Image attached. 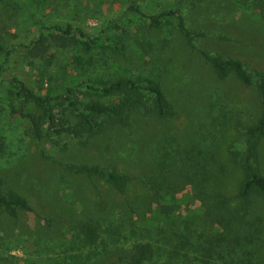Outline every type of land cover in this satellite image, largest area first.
Listing matches in <instances>:
<instances>
[{
  "label": "rangeland",
  "instance_id": "rangeland-1",
  "mask_svg": "<svg viewBox=\"0 0 264 264\" xmlns=\"http://www.w3.org/2000/svg\"><path fill=\"white\" fill-rule=\"evenodd\" d=\"M24 1L0 0V62L12 45L35 39L43 21L69 22L93 34L107 26V36L100 59L92 53L80 61L70 47L58 46L33 57L16 46L0 72L4 190L16 189L32 206L16 217L0 213V264H77L78 255L81 264H117L138 240L153 245L146 264L264 261V197L252 195L244 213L238 196L245 131L262 111L257 85L233 74L218 78L199 53L238 58L249 71H264V21L257 12L234 0ZM130 3L146 7L148 14L177 7L188 27L203 34L191 46L170 16L156 27L124 23L121 8ZM128 15L139 17L135 9ZM112 76L155 79L174 113L160 118L135 110L127 125L85 137L83 146L69 135L35 137L29 121L9 111L12 104L41 112L23 97L6 95L13 77L43 94L74 78L92 82ZM79 89V97L89 98ZM56 115L76 121L70 111L63 115L61 106ZM65 162L99 164L128 175L124 193L99 177L73 173ZM253 163L264 175V137ZM194 214L200 219L189 224ZM87 223L100 228L106 246L84 242Z\"/></svg>",
  "mask_w": 264,
  "mask_h": 264
},
{
  "label": "trees",
  "instance_id": "trees-1",
  "mask_svg": "<svg viewBox=\"0 0 264 264\" xmlns=\"http://www.w3.org/2000/svg\"><path fill=\"white\" fill-rule=\"evenodd\" d=\"M33 0H25V3ZM241 5L253 9L257 12L258 18L264 21V0L261 6L258 0H234ZM249 3L251 6H248ZM141 7V6H140ZM121 20L134 21L135 25L149 22L152 26H159L165 16L175 19L176 26L180 34L185 38L187 44L193 45L194 37L202 35V32L192 30L188 27L185 16L177 7L164 9L155 14H148L146 7L139 8L130 3L121 8ZM136 10L139 17L132 19L129 11ZM259 11H258V10ZM147 12V13H146ZM152 12V11H150ZM107 26H103L96 34L91 33L82 26L73 25L69 22L43 21L39 24V29L35 39L24 40L12 45L5 50V56L0 62V72L5 70L6 65H10V59L16 46L23 47L30 56H38L47 51L51 46L70 47L77 54L78 60H89L92 53L99 57V50L102 47V39L106 35ZM199 53L210 64L216 76L220 79L233 74L244 84L256 83L258 94L262 103V111L255 123L249 125L245 131L244 150L240 165L243 177L239 184L238 196L242 204L240 208L246 213L249 209V198L253 195L264 197V175L258 172L253 163L256 156L260 139L264 137V71H249L245 63L238 58L223 57L217 54H210L204 50ZM100 59V57H99ZM83 88L89 98L79 97V88ZM13 93L23 97L27 101L33 102L41 109L39 113L23 112L9 104L10 113L17 118H24L29 121L31 133L38 138L48 134L51 138H59L69 135L77 138L79 142L86 146L85 137L94 136L104 132L111 125H127L129 117L134 111L151 110L160 118H166L174 113L173 106L168 101L163 89L153 78L147 77H108L98 78L94 81L72 79L69 84L59 91H49L38 93L33 87L27 85L20 79L13 77L7 89V96ZM119 96V97H117ZM150 102V103H149ZM150 104V105H149ZM61 106L63 115L65 111H70L76 116V121L71 123L68 116H57L56 111ZM58 145L59 140L53 139ZM70 171L75 174L87 177H99L111 184L117 191L124 193L129 176L107 168L99 164H74L65 162ZM5 181L0 173V213L10 217H16L21 210L32 211L29 200L14 188L4 190ZM216 203L225 205L221 198L216 199ZM240 208L234 210L231 215L239 213ZM228 211V208L225 207ZM200 219L198 214L189 218V224H196ZM226 226H231L227 224ZM101 230L94 223H87L83 228V240L87 244L95 246L107 245V242L100 234ZM154 255V248L150 242L138 240L133 243L127 253L119 256L117 264H146ZM77 264L83 263L82 256H77ZM244 264H264V261H253L247 259Z\"/></svg>",
  "mask_w": 264,
  "mask_h": 264
}]
</instances>
